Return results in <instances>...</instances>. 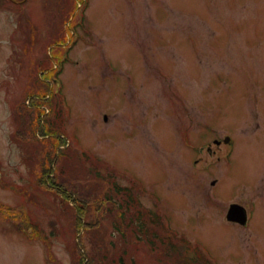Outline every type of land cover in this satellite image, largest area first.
<instances>
[{"label":"rangeland","instance_id":"1","mask_svg":"<svg viewBox=\"0 0 264 264\" xmlns=\"http://www.w3.org/2000/svg\"><path fill=\"white\" fill-rule=\"evenodd\" d=\"M73 3L76 34L58 73L66 106L56 126L73 150L103 163L84 174L93 160L72 153L66 178L98 199L133 182L147 217L159 213L201 258L264 264V0H0L4 180L27 184L25 150L39 156L43 148L30 127L16 134L15 106ZM227 136L231 145L213 143ZM32 199L0 187V201L20 219L17 231L0 217V264H71L66 243L73 238L58 201L40 191ZM231 202L246 208L245 223L227 220ZM101 205L97 236L82 238L95 264L111 257L114 264H156L148 244L113 232L112 218L129 220L119 203L113 214L111 205ZM39 230L50 234L52 246ZM94 244L103 250L90 249Z\"/></svg>","mask_w":264,"mask_h":264},{"label":"trees","instance_id":"2","mask_svg":"<svg viewBox=\"0 0 264 264\" xmlns=\"http://www.w3.org/2000/svg\"><path fill=\"white\" fill-rule=\"evenodd\" d=\"M63 40L64 35L61 33V36L58 37L55 41ZM47 74L49 70L46 69ZM32 89L28 90L25 94V98H30L29 106L24 103L19 106L16 110V116L19 118L20 125L16 130V133L22 136L27 127H30V133L36 139H39L35 131L39 130V133L42 136H45L50 132V127L46 124L48 120V114L45 113V109L43 105L47 103H51L52 96L54 95L52 92L50 93V99L47 94L50 92V87L48 83L44 80H41L37 76H34L32 79ZM54 112V108L51 110V115ZM58 117L60 115L59 110L57 111ZM50 115V116H51ZM43 121L45 122L44 125ZM55 125L53 126V128ZM52 128V127H51ZM43 145V148L38 149L37 151H41L39 156L34 155V153H29L27 156V160L29 161L31 172H32V184L34 187L41 186L42 188L54 192L57 195L62 197V208L65 212L66 216L69 220V228L73 232L74 235H77L81 232V230L85 231L86 234L92 233L94 236H97L96 231L97 227V219H92V213L94 214L96 211L100 209L101 206L96 204L93 208V205L90 201L88 195L83 192L77 190L75 185L68 186L65 183V169L64 162L65 158L63 154L66 150L62 149L61 152L56 151V147L63 143V140L58 139L57 137L49 136L43 137L39 139ZM55 149L45 148L49 145ZM43 149V150H42ZM34 151V152H37ZM59 153V154H58ZM67 153V152H66ZM68 151V156H69ZM5 206L0 204V209H4ZM7 211L9 209H6ZM4 212V211H3ZM29 226H32L35 230L37 229L34 223H29ZM42 240L45 244L50 247L51 241L46 236H41ZM72 249L76 248V244L73 241ZM90 249L95 250L96 252H100L103 249L96 244H94ZM96 260L97 257L94 256ZM170 258L165 257L164 261H169ZM99 264H107L103 263V261H98ZM115 258L111 257L108 264H114ZM72 264H95L93 258L87 255V252L81 251H73ZM191 264H197L194 259L191 260Z\"/></svg>","mask_w":264,"mask_h":264},{"label":"water","instance_id":"3","mask_svg":"<svg viewBox=\"0 0 264 264\" xmlns=\"http://www.w3.org/2000/svg\"><path fill=\"white\" fill-rule=\"evenodd\" d=\"M227 217L230 220L238 221L240 223L245 222V212L244 209L236 204H232L228 210Z\"/></svg>","mask_w":264,"mask_h":264}]
</instances>
